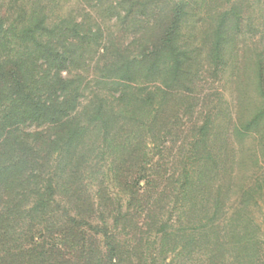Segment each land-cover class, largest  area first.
I'll return each instance as SVG.
<instances>
[{
    "label": "trees",
    "instance_id": "1",
    "mask_svg": "<svg viewBox=\"0 0 264 264\" xmlns=\"http://www.w3.org/2000/svg\"><path fill=\"white\" fill-rule=\"evenodd\" d=\"M163 1L130 5L128 15L151 16L149 31L131 53L103 48L106 60L91 82L67 75L98 44L91 29L68 18L51 23L35 11L23 10L10 22L0 17V264H131L122 235L135 231L136 238L132 221L141 211L150 217L161 171L150 168L145 141L170 134L162 120L188 67L179 43L186 4L162 14ZM215 34L219 50L221 31ZM263 117L256 114L248 127ZM208 129L207 123L199 128L177 175L179 218L190 215V206L181 208L191 198L210 190ZM142 181L147 188L139 195ZM213 208L210 222L221 210L218 196ZM159 226L168 251L195 247L187 229ZM211 252L212 264H219L221 245Z\"/></svg>",
    "mask_w": 264,
    "mask_h": 264
},
{
    "label": "rangeland",
    "instance_id": "2",
    "mask_svg": "<svg viewBox=\"0 0 264 264\" xmlns=\"http://www.w3.org/2000/svg\"><path fill=\"white\" fill-rule=\"evenodd\" d=\"M135 1L0 0V17L10 22L23 10L35 11L51 23L68 18L91 29L99 36L98 44L88 48L80 68H70L67 74L91 82L98 80L106 60L103 48H127L131 53L149 31L151 16L127 14ZM180 3L186 4L179 41L188 57L186 77L162 120L170 134L155 137V142L148 136L145 141L150 168L161 166L154 179L158 186L148 201L150 217L141 211L132 221L136 238L135 231L123 234V248L131 264H212L214 245L222 247L219 264H264V117L258 127H248L256 114H264V0H164L157 11L163 14ZM217 30L221 31L219 50ZM85 97L84 104L90 95ZM205 123L209 128L206 151L214 162L210 190L206 196L191 198L181 208L190 206V215L179 218L177 175ZM138 187L139 195L147 188L143 181ZM109 190L120 199L117 191ZM215 196L220 198L221 210L210 222ZM122 204L125 209L126 198ZM161 224L172 233L187 229L185 237L193 235L195 247L179 245L175 252L168 251L158 232Z\"/></svg>",
    "mask_w": 264,
    "mask_h": 264
}]
</instances>
